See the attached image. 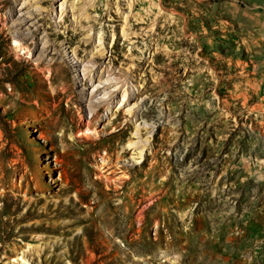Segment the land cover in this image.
I'll return each mask as SVG.
<instances>
[{
	"label": "rangeland",
	"instance_id": "rangeland-1",
	"mask_svg": "<svg viewBox=\"0 0 264 264\" xmlns=\"http://www.w3.org/2000/svg\"><path fill=\"white\" fill-rule=\"evenodd\" d=\"M0 264H264V0H0Z\"/></svg>",
	"mask_w": 264,
	"mask_h": 264
},
{
	"label": "bare ground",
	"instance_id": "bare-ground-1",
	"mask_svg": "<svg viewBox=\"0 0 264 264\" xmlns=\"http://www.w3.org/2000/svg\"><path fill=\"white\" fill-rule=\"evenodd\" d=\"M98 42L100 44L102 43V38L101 37H99ZM83 71H84V76L87 77L89 79V81L91 82V84H92L91 87H90V89H89V92H90V95L89 96L92 97L99 90L98 89L96 90V88H95L96 84H95L94 78L87 73L86 69H84ZM107 82H111V81H108L107 80ZM129 90H131V92L132 91L134 92V86L132 87V89H129ZM129 90L126 89L122 85H118L116 87V91H118L117 94L119 96L113 97L116 94V91L114 90L112 93H108L107 87H103V90L101 91L103 97L100 98V99H98V103L103 104V105H106V108H105L106 109V115L114 114L115 112H118L121 109L127 110V113L129 115L130 114H133V112L131 110L133 103H131V105H129V103H130L129 101H131L129 99L130 96H131L130 95L131 93H130ZM96 106H97L96 103H94L92 101H89L88 102L89 113H90V115H92V117H93V115H95L97 113L96 112L97 111ZM136 133H137V130H136ZM134 146H135V149L138 152V155L141 156L142 155V152L144 151L142 149V146H138V144H136V143H135Z\"/></svg>",
	"mask_w": 264,
	"mask_h": 264
},
{
	"label": "crops",
	"instance_id": "crops-1",
	"mask_svg": "<svg viewBox=\"0 0 264 264\" xmlns=\"http://www.w3.org/2000/svg\"><path fill=\"white\" fill-rule=\"evenodd\" d=\"M260 18H261V15H260ZM249 20H250V19H249ZM254 21H256L257 23L259 22L258 15H257V18L254 19Z\"/></svg>",
	"mask_w": 264,
	"mask_h": 264
}]
</instances>
